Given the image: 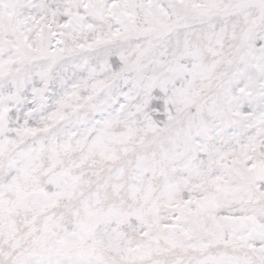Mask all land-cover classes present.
<instances>
[{"label":"snow or ice","instance_id":"1","mask_svg":"<svg viewBox=\"0 0 264 264\" xmlns=\"http://www.w3.org/2000/svg\"><path fill=\"white\" fill-rule=\"evenodd\" d=\"M0 264H264V0H0Z\"/></svg>","mask_w":264,"mask_h":264}]
</instances>
